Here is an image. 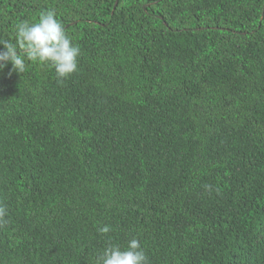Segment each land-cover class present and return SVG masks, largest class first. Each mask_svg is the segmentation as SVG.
<instances>
[{"label": "trees", "instance_id": "trees-1", "mask_svg": "<svg viewBox=\"0 0 264 264\" xmlns=\"http://www.w3.org/2000/svg\"><path fill=\"white\" fill-rule=\"evenodd\" d=\"M47 9L81 54L0 70V264H264V0H0V40Z\"/></svg>", "mask_w": 264, "mask_h": 264}, {"label": "clouds", "instance_id": "clouds-1", "mask_svg": "<svg viewBox=\"0 0 264 264\" xmlns=\"http://www.w3.org/2000/svg\"><path fill=\"white\" fill-rule=\"evenodd\" d=\"M14 41L0 40V70L11 63V72L23 73L26 62L47 65L55 70L58 80H63L78 70L81 49L67 35L54 9L43 10L35 22L21 21L15 25ZM10 72V74H11ZM6 210L0 206V227L7 224ZM107 234L110 227H98ZM95 264H148V257L140 241L133 237L125 248L108 243L95 259Z\"/></svg>", "mask_w": 264, "mask_h": 264}]
</instances>
